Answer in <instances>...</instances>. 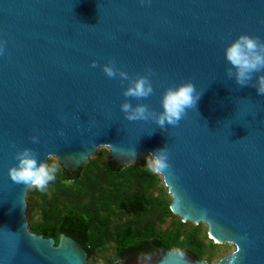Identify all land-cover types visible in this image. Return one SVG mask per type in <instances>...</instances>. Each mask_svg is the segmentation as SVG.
Masks as SVG:
<instances>
[{"label": "water", "instance_id": "obj_1", "mask_svg": "<svg viewBox=\"0 0 264 264\" xmlns=\"http://www.w3.org/2000/svg\"><path fill=\"white\" fill-rule=\"evenodd\" d=\"M240 33L264 39V0H0V264L88 260L65 232L55 242L28 229L29 187L9 175L25 146L41 161L56 154L71 175L100 146L115 168L166 146L170 167L149 173L169 210L235 246L214 263L167 249L111 264H264V95L225 74ZM109 61L133 77L154 70V93L133 105L159 113L166 88L191 80L196 108L166 129L128 121V82L104 73Z\"/></svg>", "mask_w": 264, "mask_h": 264}, {"label": "rangeland", "instance_id": "obj_2", "mask_svg": "<svg viewBox=\"0 0 264 264\" xmlns=\"http://www.w3.org/2000/svg\"><path fill=\"white\" fill-rule=\"evenodd\" d=\"M147 154L137 158L131 163L124 165L117 174H111L107 178V182L103 185L104 192H113L117 188L133 193L134 175L146 176L144 173L147 170L145 166V157ZM110 157V151L105 147H98V149L89 157L88 161L83 165V169L79 173V179H59L62 167L57 159L59 171L56 175L55 181L51 182L46 191L29 188L26 194V217L28 221V229L34 231L37 226L42 223L45 211L55 208L61 213L67 212L70 208H74L79 212L88 211L92 214V226L90 228L91 241L89 243L92 248L87 264H111L117 261L115 255V242L106 241L101 244L98 242L103 239L102 224L107 220L109 226H116L119 223L127 222L134 216V210H126L124 206L112 205L108 209H101L103 197L97 193L95 197L86 194V185L82 183V177L88 169L93 170L92 177L98 172L99 168L107 163ZM128 168V171H126ZM124 170L125 174L122 173ZM136 179V178H135ZM85 182V181H84ZM63 184L65 187H61ZM147 204H160L162 206L168 205L172 198L168 193L165 185L157 180L156 183L149 186L143 195ZM135 196H131V201L134 202ZM126 204L129 201H123ZM181 221L180 217L175 213H167L161 217V220L147 216L145 222L153 223L156 231L163 232L171 228ZM135 222V221H133ZM197 241L200 248V260H206L214 263L226 253L231 251L235 246L214 241L208 233L202 222L195 224L191 221L182 222L179 228L178 242H185L184 247L190 246L193 241ZM175 250H181L177 247Z\"/></svg>", "mask_w": 264, "mask_h": 264}, {"label": "clouds", "instance_id": "obj_3", "mask_svg": "<svg viewBox=\"0 0 264 264\" xmlns=\"http://www.w3.org/2000/svg\"><path fill=\"white\" fill-rule=\"evenodd\" d=\"M2 51L3 46L0 44V52ZM225 59L227 61L225 74L228 78H234L241 87L252 84L259 95H264V39L249 33H240L226 46ZM98 63L97 60H93L91 66L95 68ZM102 69L109 78L119 76L121 81L128 82L123 91L126 99L120 106L128 121H146L151 118L161 129H166L169 125L176 126L187 115L189 109L196 108L202 94L191 80L169 85L162 96L163 110L157 113L145 103L133 105L131 99H128L143 100L154 93L151 79L154 74L152 68L146 69L145 74H138L134 77L118 68L115 61L104 63ZM254 76L255 83L253 84ZM31 139L33 143H39L38 136L34 135ZM15 158L17 163L10 166L9 175L16 184L44 192L47 186L55 181L59 171L56 154H50L46 161H41L38 160V153L34 148L25 146L17 149ZM144 164L149 171L156 174L168 169L170 161L167 147L147 154Z\"/></svg>", "mask_w": 264, "mask_h": 264}, {"label": "trees", "instance_id": "obj_4", "mask_svg": "<svg viewBox=\"0 0 264 264\" xmlns=\"http://www.w3.org/2000/svg\"><path fill=\"white\" fill-rule=\"evenodd\" d=\"M122 167L118 166L115 168L114 162L109 158L107 163L99 168L94 177H92L93 170L88 169L81 178L82 183H85L87 187L86 194L95 197L97 193H100L103 197L101 209H108L112 205L119 204L124 206L126 210L135 208L133 218L127 222L119 223L116 226H109V222L106 220L102 224L103 239L98 244L111 240L114 241L116 244L115 255L117 260L123 257L147 254L153 250H167L175 247L199 259L200 248L196 240L187 247H184L185 242H178L179 228L182 221H179L178 224L163 232L156 231L153 223L145 222L147 216L161 220L163 215L171 212L169 204L165 206L156 203L147 204L148 202L144 199L145 190L158 180L149 173L148 169L144 171L146 174L144 178L134 175V179H131L133 193L121 190V188H117L113 192H104L103 185L107 182L108 176L117 174L121 171ZM82 169L83 166L71 175L62 168L59 179L61 181L65 179H79V173ZM126 171H128V168ZM122 173L125 174L124 170ZM61 187L64 188L65 186L61 184ZM133 195L135 196L134 202L131 201V196ZM123 201H129V203L126 204ZM91 218L92 214L89 210L79 212L74 208H70L67 212L61 213L53 207L49 211L44 212L42 223L33 232L41 233L47 237L51 236L55 242L57 241V235L60 232H65L83 244L89 258L92 252V248L89 245L91 241Z\"/></svg>", "mask_w": 264, "mask_h": 264}, {"label": "flooded vegetation", "instance_id": "obj_5", "mask_svg": "<svg viewBox=\"0 0 264 264\" xmlns=\"http://www.w3.org/2000/svg\"><path fill=\"white\" fill-rule=\"evenodd\" d=\"M37 233V232H36ZM39 234H41V233H39ZM42 235V234H41ZM44 237H47V236H44ZM188 253V252H187ZM190 254V253H189ZM190 255H192V254H190ZM194 256V255H193Z\"/></svg>", "mask_w": 264, "mask_h": 264}]
</instances>
